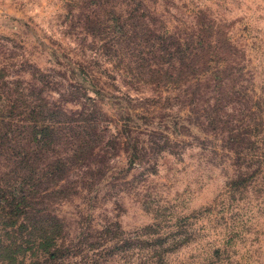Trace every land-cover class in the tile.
<instances>
[{
    "label": "rangeland",
    "instance_id": "rangeland-1",
    "mask_svg": "<svg viewBox=\"0 0 264 264\" xmlns=\"http://www.w3.org/2000/svg\"><path fill=\"white\" fill-rule=\"evenodd\" d=\"M0 264H264V0H0Z\"/></svg>",
    "mask_w": 264,
    "mask_h": 264
},
{
    "label": "trees",
    "instance_id": "trees-1",
    "mask_svg": "<svg viewBox=\"0 0 264 264\" xmlns=\"http://www.w3.org/2000/svg\"><path fill=\"white\" fill-rule=\"evenodd\" d=\"M19 247H20V246H19ZM10 252L12 253V252H14V251L10 250ZM11 253L9 254V256L12 255ZM50 255H51V256H54L55 254H54L53 252H51Z\"/></svg>",
    "mask_w": 264,
    "mask_h": 264
}]
</instances>
